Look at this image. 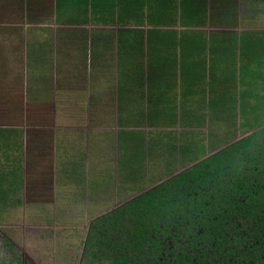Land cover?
I'll use <instances>...</instances> for the list:
<instances>
[{"label":"trees","instance_id":"trees-1","mask_svg":"<svg viewBox=\"0 0 264 264\" xmlns=\"http://www.w3.org/2000/svg\"><path fill=\"white\" fill-rule=\"evenodd\" d=\"M1 4L2 10L25 19L37 11L39 19L67 13L70 26L59 39L56 84L63 59L68 58V92L80 90L88 81L95 100L91 111L100 108L102 118H110L103 124L100 114L90 117V125L96 118L97 124L111 126L116 98L121 104L117 118L134 127L151 108L150 128L172 127L176 123L171 120L178 116L179 124L188 129L227 128L232 142L97 217L102 167L95 174L89 172L93 189L89 212L95 216L80 264H264V0H1ZM89 24L112 26L115 41L112 30L84 28ZM32 58L44 63L40 56ZM223 79L226 85L221 86ZM161 109L170 113L155 115ZM235 128L242 135L252 133L239 138ZM96 153L89 150V156ZM111 180L108 172L102 193L112 190ZM149 181L154 183V178ZM74 184L80 187L76 197H82L83 178ZM126 184L123 190L131 189ZM75 216L81 217L82 211ZM9 248L15 245L10 242ZM7 264L33 263H24L19 256Z\"/></svg>","mask_w":264,"mask_h":264},{"label":"rangeland","instance_id":"rangeland-1","mask_svg":"<svg viewBox=\"0 0 264 264\" xmlns=\"http://www.w3.org/2000/svg\"><path fill=\"white\" fill-rule=\"evenodd\" d=\"M2 8H5V6L2 7L0 0V54H2V56L0 55V59L3 58L4 60H6V57L8 56V60L12 62V66L16 65L18 62L15 59L19 54L18 52L20 50L22 51L23 46L26 47V45H28L25 44V32L23 30L37 28L45 32L38 33V31H36V33L45 36L52 35L54 28L58 29L56 31H63V29L58 28L60 26L55 25L56 20L51 14H48L43 19H39L37 13L36 16L32 14V19H25L23 17L15 16L14 13H11V10H2ZM91 25L89 24L87 26H84V28H95L97 30L101 29L102 31L112 30V33L114 34L112 43L115 41V30H113L112 26ZM17 32H21L22 36L20 38L21 41L19 40V42L17 40ZM59 39L60 37L57 36V43H59ZM32 44L34 43H29V45ZM38 48L44 49L45 47L39 46ZM29 49L25 51L26 56H28V53L30 54L32 52H30ZM4 55L5 57H3ZM34 56H37L36 53ZM31 60H33V58H31ZM116 67L117 65L115 64L114 72L116 71ZM51 68L52 70H55V72L57 71V65L52 64ZM6 71L5 75L3 77L2 75H0V77L3 79L6 78L7 80H12L13 77H7L8 72L6 73ZM50 76H54V73L50 74ZM208 76L209 73H207L206 77ZM209 78H207V80ZM214 80L215 83H217V80ZM219 85H226V81L223 79L222 83H220ZM24 99H27L26 94ZM20 102L21 103L19 105L21 106L22 104V106L18 108V112H22L23 109H27V115L22 117L21 114H19L13 119V121L18 120V124H30L33 120L32 118L34 117V114L31 113L32 105H27L25 107L23 100H20ZM26 104H28L27 100ZM111 105H113V102ZM144 105L145 104L143 102V106ZM111 111L116 112L114 108H112ZM147 113L148 115H144L142 117L143 122L139 124V127H136L137 129L135 131L132 130L130 133L123 132L124 129L122 128H135V124L126 123L123 119L120 120L117 118V116H112L111 128H118L117 137H120L121 141L119 143L115 142L116 149L113 150L111 149L113 146V142L111 140H113L112 135L114 134V131L112 130L110 136L106 134L104 137L107 143L106 145H104V148L95 150V152L98 153H96L95 155L100 154L98 161L94 159V154H90L89 158H85V156L81 153L82 149L80 148V145L78 143H75L73 140H70L69 138L68 158H62V162H67L65 169L63 165H54L52 162H49L48 159L44 156L41 157V162L30 164V166H28L30 168L29 172L31 176L30 179H28L26 182V202L28 200H30L31 202L32 200H35L34 189L38 187L42 190L44 195H46L45 198L52 196V194H54L55 192L52 188V186L54 185V181H51L49 177L52 175L58 176L61 172H66L68 174V188L65 191L67 199H53L57 202H60L59 200H63V202L68 203V208L66 207L68 209V225H66L62 221L52 220L50 222L52 228L44 230L40 234V230L29 229L26 227V223H22V221H20V226L27 234V243L33 241V237L31 238V236L29 237L28 235H30V232L33 233L35 231L37 235L35 237H39L42 242L37 243L39 244L38 246L35 244L37 248L35 249L36 251L28 247L25 248V246L22 250H19L17 248L16 255L21 254L24 259L31 260L33 264L81 263L83 244L89 229V223L95 216L93 212H89V197L93 191V189H91L89 185V172L91 174H95L97 169L102 167L100 168V175L103 178V181L102 183H100L99 187L100 196L102 197V203H100V208L98 212H96L97 217L114 209L115 207L125 204L127 200L133 198L134 195H139L149 189V187H153L166 180L167 178H169V174L170 177L175 176L232 143L228 141L230 139H228L229 136H227V128H209L208 126L198 128L196 126H192L188 129L179 124L178 116H175L171 120V123H176L175 125H171L172 127H163L162 125H159L157 127H153L152 129H148L150 128L148 126L153 116L151 108L147 110ZM165 113H170L169 109H161L158 113H155V115H163ZM107 117H100V122L104 124V122H107V120L109 121L110 118ZM168 117L169 115L163 118H165L164 120H167ZM93 123L97 124L96 118H94ZM109 126L110 125H108V127ZM235 129L238 130V132L235 131L234 134L239 138L246 137L252 133V131H246V133H243L242 135L241 130H239L238 128ZM212 133H214L217 137H214V135L211 138L210 135ZM13 135L20 142L19 135L16 131H14ZM224 139H226V142L224 141ZM123 140L130 141L125 142V144L123 145ZM5 144L6 145H1L0 143V148L5 146L2 152H8L11 150L14 151V148L17 147V142L15 141V139H12ZM91 145L92 142L89 143V146ZM91 147L93 148V146ZM149 149H151L150 151L154 153L153 157L148 155ZM111 150L113 151L111 152ZM106 153H109V159L106 157ZM201 154H205V156L201 157ZM195 155H197L196 158H194ZM35 157L36 156H32L33 159ZM102 157L103 159H101ZM111 159L114 160L112 161V164ZM92 163H94L93 166ZM108 172L112 176L110 184L113 185V188L109 191L108 194H106V192L102 193L103 186H101V184L103 185V182H105ZM70 175H72L73 177L70 178ZM20 177L21 174L16 172V168L9 159L8 164L4 165V169L0 171V211L4 209L6 210V208H13L19 201L22 200V193L20 199L18 193L20 191ZM57 178L60 179V176H58ZM80 178H83V183L88 186L86 191H82L81 195L83 196H79L77 198L76 195L80 192V187L78 188L77 185L74 184V179L80 180ZM152 178H154V183L153 181H149ZM59 179H57V181ZM124 179L130 180V183L128 185L131 186V189L123 190V185L126 183L125 181H123ZM30 194L32 196H30ZM77 211H82L81 217L75 216V213H77ZM35 215L36 214H27L28 218H32V216L34 217ZM12 216V214H9V218L12 219ZM78 218H81L82 221L80 222ZM15 223L16 222H14V224ZM71 233H73L75 236L73 237ZM39 234L40 236H38ZM6 247L8 246L6 245ZM38 249H40L42 253H40ZM13 250L14 249L11 250L9 248V251H0V264L10 262L8 254ZM10 257L13 256L11 255Z\"/></svg>","mask_w":264,"mask_h":264},{"label":"crops","instance_id":"crops-1","mask_svg":"<svg viewBox=\"0 0 264 264\" xmlns=\"http://www.w3.org/2000/svg\"><path fill=\"white\" fill-rule=\"evenodd\" d=\"M37 13L38 16L41 17L39 11H37ZM66 14H64V16L63 14L59 16L54 15L53 18L56 20L55 25L60 26L58 28L63 29V31H56L58 29L54 28L50 36L38 34L44 33L45 31L37 28L23 30L25 32V44L28 45H26V47L23 46L22 51L20 50L18 52L19 54L15 58L18 61L16 65H11L12 62L8 60V56L6 60L3 58L0 59V75L3 77L7 70V77H13L12 80L0 77V143L1 145H6L5 143L12 139H15L17 142V147H15L16 149L14 148L15 153L13 150L2 152L5 146L0 148V171L4 169V165L8 164L10 159L16 168V172L21 174L19 182L20 191L18 192L19 199L22 193V200L19 201L16 206L0 211V251H9L10 242L15 245L13 252L8 254L10 261H16L19 256L23 261L28 260L24 259L21 254L16 255L17 248L22 250L25 246V248L28 247L32 249L36 248L35 244L38 246L39 244L37 243L42 242L39 237H35L37 236L35 231L33 233L30 232V235H28L29 237L31 236V238L33 237V241L27 243V234L20 226V221L26 223V227L29 229L40 230V234L44 230L52 228L50 225L52 220L62 221L68 225V203L63 202V200H59L60 202L53 200H58L59 198L67 199L65 191L68 188V174L66 172H61L58 175L60 179L57 178V175L49 177L51 181H54L52 188L55 192L52 196L46 197V199V195H44L42 190L38 187L34 189L35 200H32V202L28 200L26 202V182L31 176L28 166L41 162L42 160L40 159L44 156L49 162H52L54 165H63L65 169L67 162H62V158H68L69 138L80 145L82 149L81 153L84 152L82 155H84L85 158H89L90 149L98 150L99 148H104V145L107 143L104 136L106 134L110 136L112 130L114 134L112 135L113 140L111 141L113 142V146L111 149L115 150V142L119 143L121 141L120 137H117L118 128L101 126V124L94 123L90 125V117H102L103 111L100 108L91 111L94 107L95 100L90 97L88 81L80 84V90H71L68 92V87H66L68 86V58L63 59L65 65H62L60 68L58 77L59 85L56 84V74L59 70L56 52H58L57 50L60 44V42L57 43V36L61 38V36H64L68 32V26L70 25H68V17ZM36 31H38V33H36ZM17 33V40L19 42L22 36L21 32ZM29 43L34 44L29 45ZM39 46L45 47L44 50L39 49ZM26 48H30V52L32 51L30 54H27L28 56H26ZM42 50L43 52L47 50L48 53H43ZM35 53L37 56H40L41 62L44 63H35L31 60ZM45 54L50 55L46 57L41 56ZM0 55L2 56V54ZM3 57H5V55ZM52 64L57 65L56 72L52 70ZM52 73H54V76H50ZM25 94L27 99H24ZM20 100H23L25 107L27 105H32L31 113L34 114V117L32 116L33 120L30 124H18V120L13 121L19 114H21L22 117L27 115V109H23V107L22 112H18V108L22 106V104L21 106L19 105L21 103ZM26 100L28 104H26ZM113 100V108L116 111L113 115L117 116V110L120 109L121 104H117L116 98H113ZM122 129H124L123 132L130 133L137 128L125 127ZM14 131L18 133L20 142L13 135ZM90 142H92L91 146H93V148L89 146ZM124 143L123 141V144ZM32 156L36 157L33 159ZM101 159H103V157ZM72 177L73 176L70 175V178ZM57 179L59 180L57 181ZM123 181L127 182V184L130 183V180L127 179ZM85 186L84 190L86 191L88 185ZM111 186L113 188V185ZM78 194L79 193H77V195ZM30 196L32 195L30 194ZM9 214L13 215L12 219L9 218ZM27 214L36 215L34 217L32 216V218L29 216L30 218H28ZM14 222L16 223L14 224ZM40 234L38 236H40ZM7 243L8 247H6ZM7 263L8 262H6V264Z\"/></svg>","mask_w":264,"mask_h":264},{"label":"flooded vegetation","instance_id":"flooded-vegetation-1","mask_svg":"<svg viewBox=\"0 0 264 264\" xmlns=\"http://www.w3.org/2000/svg\"><path fill=\"white\" fill-rule=\"evenodd\" d=\"M129 201V200H128ZM105 214V213H104ZM85 240H86V238H85ZM83 246H84V244H83ZM36 248H32V250H35ZM36 251V250H35ZM38 251L40 252V253H42V251L40 250V249H38ZM26 261H31V260H26ZM26 261H23V262H26ZM32 262V261H31Z\"/></svg>","mask_w":264,"mask_h":264}]
</instances>
